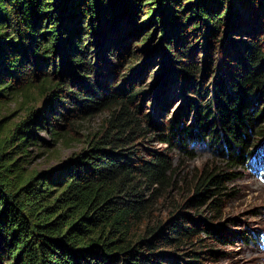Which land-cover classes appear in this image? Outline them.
Returning <instances> with one entry per match:
<instances>
[{"label":"trees","instance_id":"trees-1","mask_svg":"<svg viewBox=\"0 0 264 264\" xmlns=\"http://www.w3.org/2000/svg\"><path fill=\"white\" fill-rule=\"evenodd\" d=\"M142 9L146 33L139 45L151 47L154 36L147 31L159 29L161 43L155 53L168 55L170 63L180 66L176 73L184 75L186 92L195 90L199 97L209 92L197 81L201 69L192 56L198 43L207 50L209 66L216 61L210 52L224 49L216 63L213 97L204 106L195 103L194 122L185 135L173 122L169 138L178 129L181 140H219L226 166L205 167L193 198L176 204L169 221L155 225V207L170 195L177 168L162 154H152L150 161L138 157L135 136L144 129L132 106L143 90L112 85L116 73L108 77L100 57L90 64L89 51L98 49L95 43L86 47L97 36H107V26L122 40L121 14L136 22ZM263 35L264 0H0V103L8 95L28 97L39 78L43 80L38 86L47 96L26 120L5 133L0 126V264H180L183 259L172 260L162 250H180L189 241L195 246L191 260L183 263L199 264L208 238L230 241V235L203 227L201 221L191 226L192 219L181 211L200 208L210 199L219 207L225 183L264 149L247 153L250 134L264 137V125L255 129L258 119H264V111H256L264 103ZM238 37L248 40L238 43ZM106 43V54L117 48L113 38ZM126 58L121 54L120 67ZM142 60L134 53L127 71ZM81 73H95L96 78L88 86V77H80L86 86L73 82L77 92H65L66 80ZM160 81L161 87L165 82ZM105 105L115 111L102 136L89 140L86 149L57 170L26 172L24 158L18 157L38 145L32 133L48 130L56 145L68 146L71 119L92 115ZM190 108H184L186 116ZM242 240L257 243L250 234H243Z\"/></svg>","mask_w":264,"mask_h":264},{"label":"rangeland","instance_id":"rangeland-1","mask_svg":"<svg viewBox=\"0 0 264 264\" xmlns=\"http://www.w3.org/2000/svg\"><path fill=\"white\" fill-rule=\"evenodd\" d=\"M143 11L144 9L140 12L136 22L126 12L121 14L119 18L120 23L118 24H122L124 27V37H122V40H120L121 35L116 34V36H112L114 32L110 31V27L107 26V36L104 38L101 35L100 37L97 36L86 47L95 43V47L97 46L98 49V53L95 50L89 51L90 54L87 59L91 58L89 59L90 64L94 63V61L97 62V58L100 57V67L102 66L106 70V75L111 78L113 76L112 72L116 73V78L112 85L118 84L117 88H122L125 85L126 88L133 87L135 90H143L141 95L137 97L134 106H132L134 112L138 111V121L142 129H144L143 133L138 131L135 136L136 142H134V145H138V157L145 161H150L152 154H162L167 157L173 168H177L176 174H173L176 183L174 187L171 186L169 188L170 195L166 194L162 197L159 204L155 207L154 219L152 221L155 225L157 221H169L175 208L178 207L176 204L185 203L187 200L193 198L194 187L205 167L220 170L226 166V163L220 157L219 140H208V136H198L195 142H193V139L190 141L180 139V130L182 129V135H185L187 129L191 128L194 122L196 114L195 103L204 106L213 97L215 78H217L216 63L218 56L223 53L224 49H222L220 54L218 50L210 52L216 58V61L209 66L207 50L204 49L203 44L198 43L200 47L192 56L198 64V68L201 69L198 71L199 78L197 81L202 83V86L208 89L209 92L207 94L202 93V97H199L195 93V90L186 92V79L184 75L182 74L179 77L176 73L180 69V66L170 63L168 55L160 56L155 53L157 46L161 43V41L158 43L160 30L155 29L156 27L154 26L152 28L154 31L150 29L147 31L154 36L151 47L150 43L142 46L139 45V41L146 33L143 31L144 27L141 25L143 15H145ZM244 15L247 19V13L244 12ZM139 32L140 36L135 38ZM112 38L113 44L117 48H113L114 50L108 51L109 53L106 54V41ZM237 40L238 43H242L248 39L238 37ZM222 48H224V45ZM134 53H137L143 60L132 71L128 72L129 62H131V57H134ZM97 54L101 55L97 56ZM121 54H126L127 58L120 67ZM151 60L154 62L153 65L148 66L147 71H145L144 67ZM57 61L58 59L55 58L54 62L59 65ZM108 63H110L109 66ZM111 66H113V69H110ZM98 72L99 68L96 70V73ZM94 75L88 76L81 73L77 78L67 79V87L62 89L65 92H77V87L72 83L81 82L82 85L89 86V83H92L96 78V75L95 77ZM154 76L155 79L152 80ZM174 76L177 77L174 79ZM48 77L50 79L54 78L52 71H48ZM80 77H88V84ZM161 79L165 84L160 87ZM42 80V78H39L38 82H36L37 87L30 91L28 97L8 95L3 100V103H0V126L3 129V133L13 128L17 123L26 120L29 112H35L41 108L47 98L43 94L45 90L38 86ZM187 105H190L191 108L186 116L184 108ZM50 110L54 112V107L50 108ZM114 111V106L105 105L96 110L92 115L72 118L68 124V128L70 129V135L67 136L69 140L68 146L62 142L56 145L48 130L35 132V134L32 133L38 138V145L30 147L18 159L24 158V162L26 163L25 169L29 173L35 171L38 174H44L55 169L57 170L73 155L86 149L89 140L100 137L106 132ZM256 111H264V103H261ZM173 122L176 123V127H180V130L179 132L178 129L176 130L174 138H169V130ZM256 125L255 129L257 130L261 125H264V119H258ZM217 129L220 131V127ZM193 130L198 131L197 129ZM169 139L171 140L169 141ZM263 145L264 137L256 138L254 131L249 136L247 153L256 154L262 149ZM11 152L12 150H9L8 153ZM247 168L239 169L238 171L241 174L239 175V172H236L234 180L230 183H225L224 193L226 196L222 198L219 207L215 208V201L210 199L200 208H187L181 211L183 216L192 219L191 226L194 225V221H201L204 224L203 227L206 224L214 230L231 236L230 241L227 242L208 238L207 246L201 251L203 259H199V264H264V251L260 250L259 245H248L242 240L243 234H250L255 236L258 242L260 235L264 234V182L260 180L258 175L252 176ZM149 226L152 227V224ZM200 237L206 238L209 236L201 234ZM194 246L189 241L180 250L163 249L162 252L167 254L171 259L175 257L178 260L179 258L183 259L177 262L184 264L183 262L191 260L189 258L191 256L189 255H191L190 253H192ZM205 250H213L218 253L215 256L212 254L205 255ZM174 262L168 261L169 264H173Z\"/></svg>","mask_w":264,"mask_h":264}]
</instances>
